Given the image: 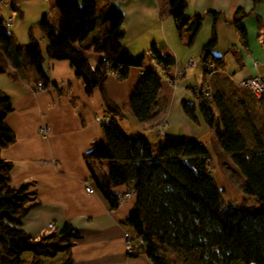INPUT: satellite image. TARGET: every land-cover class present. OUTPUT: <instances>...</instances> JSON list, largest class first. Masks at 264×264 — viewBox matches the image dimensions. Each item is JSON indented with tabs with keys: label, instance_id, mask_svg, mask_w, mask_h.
I'll list each match as a JSON object with an SVG mask.
<instances>
[{
	"label": "trees",
	"instance_id": "16d2710c",
	"mask_svg": "<svg viewBox=\"0 0 264 264\" xmlns=\"http://www.w3.org/2000/svg\"><path fill=\"white\" fill-rule=\"evenodd\" d=\"M165 1L181 36L189 18L186 0ZM56 8V25L45 13L38 20L46 39L47 58L68 60L82 79L85 92L99 88L105 109L113 115H119L120 110L103 93L107 74L117 71V77L124 79L130 67H141L132 84L128 107L140 122L153 118L159 105L161 75L153 67L143 66L142 51L132 53L121 42L124 33L121 8L112 3L99 9L97 0H58ZM100 22L106 23V27L93 35L88 46L102 56L92 66L76 43L84 40ZM200 22L201 14L195 13L186 29L188 40ZM237 31L245 41L244 26L237 25ZM215 41L212 26L210 37L199 52L203 73L208 71L209 63L217 68L224 63L221 56L212 52ZM149 52L164 69L174 63L173 56L154 43ZM43 61L39 41L30 37L28 42L18 43L0 16V72L6 71L8 65L20 69L29 64L44 85L47 78ZM216 75L215 81L212 82L213 76L210 78L211 98L196 87L197 103L183 100L182 109L194 122L199 111L212 128L220 149L243 175V191L258 199L261 206L250 207L244 201L223 199L211 172L209 151L193 136L165 133L152 144L143 131L123 130L112 115L101 122L102 136L84 153L89 182L109 207L119 204L117 186L135 190L134 202L122 223L141 240L127 245V253L133 255L134 244H139L150 264H175L176 257L181 264H264V128L254 123L247 105L248 100L260 102L261 98L247 90L240 91L243 95L240 97L229 95V88L235 84ZM233 99L238 110L231 106L235 104ZM10 111V98L0 89V150L14 140V132L5 121ZM240 120L246 124L247 133L241 129ZM11 168L12 163L0 155V264H72L70 248L80 237L79 230L64 221L38 237L28 234L21 227V220L37 202L31 201L26 184H11Z\"/></svg>",
	"mask_w": 264,
	"mask_h": 264
},
{
	"label": "crops",
	"instance_id": "0c3cea01",
	"mask_svg": "<svg viewBox=\"0 0 264 264\" xmlns=\"http://www.w3.org/2000/svg\"><path fill=\"white\" fill-rule=\"evenodd\" d=\"M57 1L0 0V16L11 18L6 29L15 40L20 44L28 42L30 37L39 41L47 78L42 88L36 89V83L41 80L29 64L20 69L8 65L6 71L0 72V89L8 94L12 104L5 121L14 132V140L1 148L0 155L12 163L11 184H26L31 201L37 202L22 218L21 227L38 237L64 221L71 222L80 232L70 248L72 264H150L139 244H134L136 252L129 255L123 238L124 230L132 232L122 220L134 196L111 208L97 190L84 189V182L89 181L84 153L102 136L101 123L95 117L109 118L113 114L105 109L99 88L85 92L82 79L68 60H52L45 55L46 39L38 20L45 13L56 25ZM114 1H118L123 15L121 42L132 53H144L143 66H151L161 75V86L156 115L140 122L130 113L128 99L141 67H130L124 79L109 72L103 93L120 110L119 115L113 116L123 130L143 131L152 144L161 135L171 133L193 136L205 145L202 138L212 128L198 110L194 122L182 109L183 100L197 103L194 89L203 77L200 60L187 68L174 84L167 80L177 67L199 54L212 26L216 33L212 52L224 61L212 76L227 77L233 84L254 74L264 76L259 71L264 63V0H186L185 12L189 18L181 36L165 0H97V6L102 9ZM195 13L201 14V22L188 40L186 29ZM237 25L244 26L245 41L240 39ZM105 27L106 23L100 22L84 40L76 43L92 66L102 54L88 45L93 35ZM152 43L173 56L174 63L167 69L152 58L149 52ZM162 119L167 124L159 134L154 125ZM41 125L48 128L46 136L38 133ZM216 143L217 139L213 146ZM125 187L119 185L115 189L122 191ZM49 223L53 226L49 227Z\"/></svg>",
	"mask_w": 264,
	"mask_h": 264
},
{
	"label": "rangeland",
	"instance_id": "374dc122",
	"mask_svg": "<svg viewBox=\"0 0 264 264\" xmlns=\"http://www.w3.org/2000/svg\"><path fill=\"white\" fill-rule=\"evenodd\" d=\"M195 61L198 62L197 58ZM259 71L262 75H264V63H262ZM204 74L205 72L203 75ZM217 77V75L213 76L212 82L213 80L215 81ZM202 78L199 80V82L202 81ZM235 86H231L229 88V95L234 94L235 97L243 96L240 91H246V89L239 87L237 84H235ZM233 100H235V104L233 102L231 106H235V110H238V103L236 102V99ZM250 103L251 102L248 100L247 105L249 107L250 117L258 127L264 128V100L261 98V101L258 102L257 100L253 99V103ZM240 127L243 132L247 133V126L243 120H240ZM202 139L207 150L209 151V155L211 156L209 160L211 172L214 180L221 189L223 199L228 202L244 201L250 207L261 206L262 203L258 199L243 191V175L237 166L232 162L229 155L224 153L217 143L213 146V142L216 140L213 130L211 129L208 134L203 136ZM174 259L175 264H181V261L178 257Z\"/></svg>",
	"mask_w": 264,
	"mask_h": 264
},
{
	"label": "built area",
	"instance_id": "2783aa9c",
	"mask_svg": "<svg viewBox=\"0 0 264 264\" xmlns=\"http://www.w3.org/2000/svg\"><path fill=\"white\" fill-rule=\"evenodd\" d=\"M10 21H11L10 17L4 18L3 19V25L5 27H7L9 25ZM196 58H197V60L199 59V54L196 56ZM196 58L195 57L189 58L182 66L177 67L175 69L173 76L168 78V80H167L168 83L174 84L175 81L177 80V78L180 77L182 75V73H184V71L187 68L194 66V64L196 63V61H195ZM217 70L218 69L215 67V65L213 63H209L208 64V71H206L205 74L203 75L202 81L197 84V87H199L202 90V92L204 93V95L209 99L212 96L210 78H211L212 74L214 72H216ZM111 72L114 75L118 76L117 71H111ZM236 84L239 87H242V88L246 89L247 91H249L256 98H264V76H261L259 74H254V75H251L248 77H243V78L238 79L236 81ZM41 88H42V82L38 81L36 83V89H41ZM105 119H106V117L102 116V115H97L95 117V120L100 122V123L102 121H104ZM166 124H167V121L162 119L159 123L154 125V129L159 134H162L163 133V127ZM38 133L40 135L46 136L48 133L47 126L46 125L39 126ZM84 189L87 192H93L95 190L94 186L89 181L84 182ZM134 195H135V190L132 187H125V189H123L122 191L117 192V198H118L119 203L128 201ZM48 226L52 227L53 224L49 223ZM123 238H124V242L126 245H129L134 240H138V241L141 240L138 236L133 234V232H130L128 230L123 231Z\"/></svg>",
	"mask_w": 264,
	"mask_h": 264
},
{
	"label": "water",
	"instance_id": "95a60500",
	"mask_svg": "<svg viewBox=\"0 0 264 264\" xmlns=\"http://www.w3.org/2000/svg\"><path fill=\"white\" fill-rule=\"evenodd\" d=\"M113 5H114L116 8H120L118 1H114V2H113ZM251 264H254V263H251Z\"/></svg>",
	"mask_w": 264,
	"mask_h": 264
},
{
	"label": "bare ground",
	"instance_id": "6f19581e",
	"mask_svg": "<svg viewBox=\"0 0 264 264\" xmlns=\"http://www.w3.org/2000/svg\"><path fill=\"white\" fill-rule=\"evenodd\" d=\"M215 65V64H214ZM215 67H216V65H215ZM217 68V67H216ZM218 69V68H217Z\"/></svg>",
	"mask_w": 264,
	"mask_h": 264
}]
</instances>
